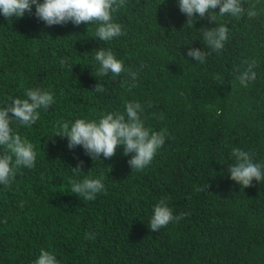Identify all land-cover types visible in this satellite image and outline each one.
I'll return each mask as SVG.
<instances>
[{
	"label": "trees",
	"instance_id": "16d2710c",
	"mask_svg": "<svg viewBox=\"0 0 264 264\" xmlns=\"http://www.w3.org/2000/svg\"><path fill=\"white\" fill-rule=\"evenodd\" d=\"M242 6L240 18L217 15L229 29L219 51L203 38L216 23L206 14L185 24L178 0H126L113 14L126 35L110 41L95 36V24L46 26L35 6L22 18L0 15V108L32 88L55 101L38 110L35 124L11 125L37 157L34 168L16 170L9 187L0 185V264H34L41 249L58 264H264V180L243 188L228 174L234 148L264 166V0ZM253 6L257 15L249 18ZM99 48L139 72L135 87L129 91L127 71L97 75ZM189 48L207 52L205 62L188 57ZM252 60L256 78L242 87L237 69ZM97 83L104 92L93 91ZM130 101L142 105L145 127L167 132L141 171L131 170L123 146L92 160L55 136L57 122L124 113ZM79 161L77 174L71 169ZM85 176H104V192L91 201L68 183ZM161 199L174 216L186 215L151 232Z\"/></svg>",
	"mask_w": 264,
	"mask_h": 264
},
{
	"label": "clouds",
	"instance_id": "9594fccd",
	"mask_svg": "<svg viewBox=\"0 0 264 264\" xmlns=\"http://www.w3.org/2000/svg\"><path fill=\"white\" fill-rule=\"evenodd\" d=\"M126 0H0V15L6 20L10 18H22L25 13L32 14L35 6V17L46 26L65 25L71 22L74 26L81 23L85 25L95 24V36L101 41H110L116 37L126 35L122 25L114 22L113 14L125 6ZM178 7L182 14L187 17L186 23L193 26L194 16L204 18L208 14L210 21L216 23L217 15L229 14L232 17L240 18L245 15V8L242 0H178ZM219 9V13L213 12ZM250 7L247 10L249 18L255 17L257 12ZM213 28H205L203 38L213 51L224 48L228 37L229 29L226 25L217 24ZM191 59L199 63H204L207 52L196 48H189L186 54ZM94 59L98 62L97 75L103 77L111 73L119 76L122 72L127 74L132 81L129 84V91L136 86L135 81L139 72L125 69L124 62L116 58L110 50L99 48L95 52ZM64 60H61V64ZM247 67L243 70L237 69V77L242 87H247L248 83L255 80L256 61H245ZM93 91L102 93L105 88L97 83ZM26 98L13 99L11 104L0 108V185L5 188L10 186L16 175V170L20 168L32 169L35 167L37 153L34 145L26 138L16 134L11 125L17 122L19 125L31 126L39 119V109L47 110L55 101L50 91L40 88L28 89ZM142 105L138 102L130 101L125 105V112H113L102 114L99 119L87 120L76 119L70 123L68 121L57 122L58 131L55 136L67 139V147L74 149L81 146L84 152L92 159H100L101 155L109 159L115 155L118 146H123V155H131L128 165L131 170L141 171L145 169L154 159L158 149H160L167 135L166 130L154 131L144 125L141 119ZM232 155L235 163L228 168V174L236 184L247 188L251 186L253 180L261 182L264 180V166L253 161L252 154L247 151L234 148ZM83 161H79L74 169V173H81ZM104 176L92 178L85 176L82 180L70 178L68 183L71 192L82 197L86 201L94 200L98 193L105 190ZM24 206L22 201L20 207ZM185 213L174 216L166 200L161 199L153 208L149 229L156 232L166 227L170 222L179 221L185 217ZM6 222V221H5ZM94 237L86 233L85 239ZM34 264H58L54 254L41 249Z\"/></svg>",
	"mask_w": 264,
	"mask_h": 264
}]
</instances>
